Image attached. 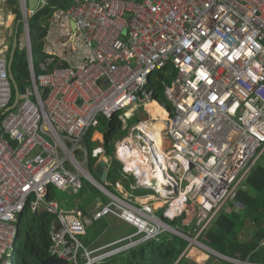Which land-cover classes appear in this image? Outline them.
Masks as SVG:
<instances>
[{
    "label": "built area",
    "instance_id": "built-area-1",
    "mask_svg": "<svg viewBox=\"0 0 264 264\" xmlns=\"http://www.w3.org/2000/svg\"><path fill=\"white\" fill-rule=\"evenodd\" d=\"M1 26L8 27L2 18ZM27 33L24 24L29 78L25 87L17 84L23 92L15 103L10 41L0 30V264H13L17 217L25 207L55 215L49 253L68 264H101L169 234L223 257L199 236L264 154V0H69L52 14L44 48L49 57L40 67L76 49L80 60L39 75ZM172 71L170 82L160 80L158 72ZM150 77L160 81L166 103L153 97ZM149 102L166 111L161 133L167 144L159 149L140 128L150 113L115 141L114 159L123 177H133L131 189L152 190L133 194L119 180H107L110 156H104V180L88 171L84 138L114 115L126 129L127 119ZM134 147L145 155L149 173L127 167ZM102 153L96 147L91 155ZM82 178L105 197L94 211L48 199L50 186L77 195ZM106 216L128 223L134 233L85 246L88 225Z\"/></svg>",
    "mask_w": 264,
    "mask_h": 264
},
{
    "label": "trees",
    "instance_id": "trees-1",
    "mask_svg": "<svg viewBox=\"0 0 264 264\" xmlns=\"http://www.w3.org/2000/svg\"><path fill=\"white\" fill-rule=\"evenodd\" d=\"M8 11L14 15V37L17 39V46L11 63L14 75L19 86H26V79L29 78L27 55L24 41L22 39L23 25L21 23L22 12L19 0H3ZM69 5V0H46V4L37 10L31 17H28V30L30 36L32 62L35 75L50 71L57 66H68V61L55 57L46 69H42L40 64L49 57L45 53V38L50 26V19L56 9L65 10ZM12 40L9 50H11ZM161 81L170 82L176 75L175 71L171 74L158 72ZM149 88L153 89V97L161 103H166L163 89L152 77L149 78ZM163 113L165 110L161 107ZM159 114L154 115L156 118ZM105 130L103 133V153L97 157L91 155L92 150L99 146L98 141L91 139L95 129H90L84 138V144L88 150L87 168L95 170L101 156H110L111 162L108 167L107 179L115 181L118 178L133 181L131 175H121V163L113 158L115 141L121 132V123L114 115L108 122L101 120ZM96 131H98L96 129ZM100 132V131H98ZM244 185L245 189L237 190L236 201L243 206V209L232 213H219L213 220L211 226L204 230L199 236V240L220 252L221 254L237 259L248 258L254 262L264 263V164L257 162L252 167ZM97 192V190H95ZM96 192L89 191L84 187L77 195H70L61 192L53 187L48 189V199H57L65 202L66 206H77L85 212V207L97 196ZM69 198V200H68ZM68 200V201H67ZM73 200V201H71ZM105 201V200H104ZM74 204V205H73ZM63 205V204H62ZM31 213L30 218L22 224L24 215ZM55 215L46 210L31 211L28 207L17 217V239L14 249L13 264H41L47 258L49 248L52 244L50 231L55 221ZM255 227L251 237L245 241H239L238 234L244 226L246 220ZM174 224H179L175 220ZM106 224L99 221H92L87 227L86 234L81 237L85 246H95L96 239L103 233ZM188 242L176 235H163L159 241L150 240L140 244L138 247L106 259L101 264H173L185 251Z\"/></svg>",
    "mask_w": 264,
    "mask_h": 264
},
{
    "label": "crops",
    "instance_id": "crops-1",
    "mask_svg": "<svg viewBox=\"0 0 264 264\" xmlns=\"http://www.w3.org/2000/svg\"><path fill=\"white\" fill-rule=\"evenodd\" d=\"M12 18L11 21L9 22V24H7L4 20L7 19V18ZM5 18V19H4ZM52 18V17H51ZM14 19V15L11 14L9 12V14L6 16V17H2V20L3 22L5 23V25H9L12 23V20ZM80 49V48H79ZM75 53V52H73ZM72 53L69 52V53H65L64 56H65V59L66 61H69L67 59V56H69V58H72ZM69 63V62H68ZM70 64V63H69ZM98 132V131H96ZM100 133V132H98ZM102 135V133H100ZM103 139H104V136L102 135ZM92 139V137H91ZM93 140V139H92ZM95 141V140H93ZM104 143V141H103ZM103 143H102V148H103ZM97 147H100V143H99V146ZM104 149V148H103ZM264 154L261 156L263 157ZM106 157V156H105ZM260 157V158H261ZM259 158V159H260ZM100 159H103L104 160V156H101ZM99 159V160H100ZM259 159L256 161L259 162ZM264 164V161L262 162ZM108 180V179H107ZM116 180H119L120 182H122V185L124 187V189L129 192V193H133V194H140L142 193L141 191L143 189H131L130 185L134 183V179L133 181H129V180H125L123 178H118ZM115 180V181H116ZM246 180V179H245ZM110 182L114 183L113 181L109 180ZM245 181L242 183V185L238 188L239 189H245L246 186L244 185ZM237 192V191H236ZM97 193L99 194L100 192L97 191ZM97 196H95L92 201L85 207V213H89V212H92L94 211L97 206L102 203L104 200H105V197L102 196V194H99ZM102 196V199L101 197ZM90 204H95L96 207L93 209V210H87V207L90 206ZM67 207V206H66ZM75 207V206H74ZM243 209V206L240 205L236 199H235V196H234V199L228 201L222 208L221 212L220 213H232L233 211H238V210H241ZM96 221H99L101 224H106L105 225V229L103 231V233L96 239L95 241V246L93 247H89V248H97V247H100V246H103L105 244H108L114 240H117L119 238H122V237H125V236H128L132 233H124V230L120 227V223H125L127 225H129L128 223L126 222H123L122 220L116 218V217H113V216H106V217H103L99 220H96ZM91 224V223H90ZM89 224V225H90ZM88 225V226H89ZM174 225H177L178 229L181 230V231H185L187 230L186 227H182L179 224H174ZM131 226V225H129ZM132 227V226H131ZM134 228V227H132ZM135 229V228H134ZM254 229L255 227L252 225V223H250V221L247 219L244 223V226L243 228L241 229V231L239 232L238 234V239L239 241H245V240H248L252 233L254 232ZM134 233V232H133ZM169 235H176V236H179L177 234H169ZM180 237V236H179ZM181 238V237H180ZM183 239V238H182ZM185 240V239H184ZM187 241V240H185ZM202 242V241H201ZM262 242V241H261ZM203 243V242H202ZM205 244V243H204ZM263 244V243H262ZM206 245V244H205ZM88 247V246H87ZM208 248H210L211 250H213L214 252L218 253L219 255H223L221 254L220 252L216 251L215 249L211 248L210 246L207 245ZM210 255H213L217 258H221V259H224L223 257H219L217 255H215L214 253L212 252H209V251H206L205 249H202V248H198V247H194V246H189V243L183 253V256H182V260H181V264H215L216 263V260L213 259L211 260V257ZM225 260V259H224ZM227 261V260H226Z\"/></svg>",
    "mask_w": 264,
    "mask_h": 264
},
{
    "label": "rangeland",
    "instance_id": "rangeland-1",
    "mask_svg": "<svg viewBox=\"0 0 264 264\" xmlns=\"http://www.w3.org/2000/svg\"><path fill=\"white\" fill-rule=\"evenodd\" d=\"M9 14V11L5 5V2L3 0H0V15L2 17H6L7 15ZM9 24V23H8ZM0 30H1V33L3 34V36L7 39V42L9 44V41H11L12 38H14V31H15V25H14V19L12 20V23L9 25V27H3L1 26L0 27ZM23 35V34H22ZM22 39H23V36H22ZM67 38L66 37H63L59 42H63V41H66ZM80 50L76 49L75 50V53H72V58H69L68 55L67 56V59L69 60L68 62L70 64H75L77 63L79 60H80V56H81V53L79 52ZM12 74L14 75V71H13V68H12ZM156 82L158 84H160V81L159 80H156ZM151 114L154 116V115H157V114H160L162 115L163 114V111L161 109H158L156 104L155 103H152L148 106ZM139 109V112H140V116L138 115L137 111H134L133 112V115L131 117H129L127 119V127L126 129H121V132L119 133L120 136L117 140H120L123 136L127 135L128 134V131L130 129L131 126L135 125L137 122L139 121H145L147 120L148 118H150V116L148 115V113L144 112L143 109L141 108H138ZM147 127L149 128L150 131H152L154 134H157V133H160V130H157L156 127H152L150 125H147ZM98 131H100V133H104V130H105V126L104 124H101L99 127L96 128ZM96 133V130H94L93 134H92V139L95 140V141H98L100 143V147H102V143L104 141L103 137H101L100 139H95L94 138V134ZM114 148H115V145H114ZM114 155H115V150H114ZM114 155H113V158H114ZM79 158V157H78ZM112 158V157H111ZM81 160V158H79ZM264 161V156L261 157L259 159V162H263ZM86 167V166H85ZM88 169V168H87ZM88 171L95 176V170H89ZM102 181V180H101ZM82 183H83V187L89 191H94L96 192L95 188L84 178H82ZM103 183V182H102ZM141 192H145V193H150L152 192V190H148V189H144L142 190ZM96 194H98L96 192ZM100 194V193H99ZM98 194V195H99ZM101 199H102V196H100ZM69 200V198H68ZM67 200V201H68ZM70 201V200H69ZM73 201V200H71ZM67 204L65 202H63V206L65 207ZM74 205V204H73ZM70 207V206H67V208ZM74 206H71V208H73ZM96 207L95 204H90V206L87 207V210H93L94 208ZM31 216V213H27L24 215V218H23V221H22V224L25 223ZM174 225V224H173ZM175 226V225H174ZM120 227L124 230V233H133L135 231L134 228H132L131 226L125 224V223H120ZM14 257V256H12ZM211 257V260L215 259L216 260V263L215 264H231L229 263L228 261L224 260V259H221V258H217L213 255H210Z\"/></svg>",
    "mask_w": 264,
    "mask_h": 264
},
{
    "label": "water",
    "instance_id": "water-1",
    "mask_svg": "<svg viewBox=\"0 0 264 264\" xmlns=\"http://www.w3.org/2000/svg\"><path fill=\"white\" fill-rule=\"evenodd\" d=\"M19 4H20L21 12H22V19L20 21L22 25L26 24L28 26V17H31L37 10L42 8L46 4V0H22ZM70 28L72 31L76 30V25L73 20L70 21ZM27 36H28V39L30 40L29 30H28ZM16 46H17V39L16 37H14L12 40L11 50H10L9 57H8V72H9V78H10V81L12 83L14 93H15V99H14L15 103L17 101L19 93L23 92V88L22 87L18 88L17 83H16V80L19 78L13 75L11 72V63L13 60V55H14ZM30 56H32L31 50H30ZM104 167H105L104 160L103 159L98 160L97 165L95 167V176L100 180L105 179L106 169ZM149 183L153 186L156 185V181L154 179H150ZM55 227L58 228L59 224L56 223ZM263 242L264 241L260 242V244H262ZM222 256L225 258L227 257L225 255H222ZM41 264H68V263L67 261L59 257H54L52 255H49L47 258H45L41 262Z\"/></svg>",
    "mask_w": 264,
    "mask_h": 264
},
{
    "label": "bare ground",
    "instance_id": "bare-ground-1",
    "mask_svg": "<svg viewBox=\"0 0 264 264\" xmlns=\"http://www.w3.org/2000/svg\"><path fill=\"white\" fill-rule=\"evenodd\" d=\"M0 18H2V16L0 15ZM12 18H7L4 21L8 24L11 21ZM152 103H155L156 106L161 107L159 104H157L156 102H149L146 106H145V110L144 112L146 113H150V115L152 116V119H150V121H146V123H142L140 125L141 129L146 128V130L148 131L147 134H149L154 140L156 145L159 147V149H161V145L163 144L164 140L162 138V129L164 128V119L166 118V111L165 113H163L162 115H158L156 118L151 114L148 106ZM162 108V107H161ZM154 119V120H153ZM147 125H150L152 127H156L157 130H160V133L154 134L152 131L149 130V128L147 127ZM102 137V135L98 132H96L94 134V138L95 139H100ZM167 144V142H164ZM99 152V151H98ZM127 161V167L130 168L131 170L135 171L138 174H145V173H149L151 167L149 165L145 164V155L142 153L141 150H139L138 148L134 147L133 149H130L128 151V158L126 159Z\"/></svg>",
    "mask_w": 264,
    "mask_h": 264
}]
</instances>
